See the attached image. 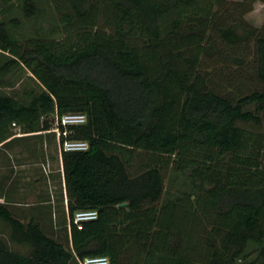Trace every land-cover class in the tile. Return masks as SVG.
Returning <instances> with one entry per match:
<instances>
[{
    "label": "trees",
    "instance_id": "16d2710c",
    "mask_svg": "<svg viewBox=\"0 0 264 264\" xmlns=\"http://www.w3.org/2000/svg\"><path fill=\"white\" fill-rule=\"evenodd\" d=\"M256 1L51 0L64 36L23 44L16 19L0 21V78L22 66L39 86L27 102L0 92V144L13 126L84 114L61 136L89 145L61 155L67 209L98 211L65 243L0 204L9 240L30 249L0 239V264H264V23L245 19ZM22 10L39 13L33 0ZM248 39L260 88L229 97L202 63H240ZM169 167L190 188L161 202Z\"/></svg>",
    "mask_w": 264,
    "mask_h": 264
},
{
    "label": "rangeland",
    "instance_id": "374dc122",
    "mask_svg": "<svg viewBox=\"0 0 264 264\" xmlns=\"http://www.w3.org/2000/svg\"><path fill=\"white\" fill-rule=\"evenodd\" d=\"M33 1L38 7L37 17L27 18L24 15L23 0H7L0 3V21L9 23L16 19L18 26L10 24L9 27L22 44L36 37L59 39L64 36L51 0ZM245 19L251 26L260 29L264 23V2L256 1ZM236 50V55L242 59L240 63L217 58H208L202 63V69L208 72L213 87L229 97L260 88L255 76L253 39H248ZM6 60L0 55V64ZM31 75L22 66L13 67L0 78V92L14 95L24 102L29 101L31 91H39ZM44 121L49 122L50 130L28 133L20 126H13L11 137L0 146V204L9 207L22 222L31 219L39 222L46 234L67 243V195L58 152V135L54 131L56 120L50 115L42 117L41 124ZM243 126L253 129L248 124ZM189 188L188 181L170 172L169 167L161 202L172 195L189 191ZM9 232L8 225L0 221V239L9 243L13 250L28 253V246L9 240ZM253 257L254 254H251L250 258Z\"/></svg>",
    "mask_w": 264,
    "mask_h": 264
},
{
    "label": "built area",
    "instance_id": "2783aa9c",
    "mask_svg": "<svg viewBox=\"0 0 264 264\" xmlns=\"http://www.w3.org/2000/svg\"><path fill=\"white\" fill-rule=\"evenodd\" d=\"M56 127L54 131L58 138V152L60 159L62 153L65 151H84L87 150L88 142L83 140L68 139L61 140V136L67 137L70 126L82 125L86 122V116L82 113H65L61 116H55ZM60 127H63L61 129ZM62 162V160H61ZM67 204V202H66ZM67 225L70 234L72 225L81 229L84 222L94 220L98 217L97 209H82L75 211L72 215L68 213L67 205ZM78 264H108L109 258L107 256H89L83 259L77 257Z\"/></svg>",
    "mask_w": 264,
    "mask_h": 264
},
{
    "label": "crops",
    "instance_id": "0c3cea01",
    "mask_svg": "<svg viewBox=\"0 0 264 264\" xmlns=\"http://www.w3.org/2000/svg\"><path fill=\"white\" fill-rule=\"evenodd\" d=\"M8 140H6V141H4V142H2L1 144H0V146L3 144V143H5V142H7ZM9 179L11 180V178L9 177ZM10 193V192H9Z\"/></svg>",
    "mask_w": 264,
    "mask_h": 264
},
{
    "label": "water",
    "instance_id": "95a60500",
    "mask_svg": "<svg viewBox=\"0 0 264 264\" xmlns=\"http://www.w3.org/2000/svg\"><path fill=\"white\" fill-rule=\"evenodd\" d=\"M125 205H126V203H122V204H121V206H125Z\"/></svg>",
    "mask_w": 264,
    "mask_h": 264
}]
</instances>
